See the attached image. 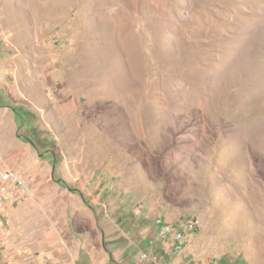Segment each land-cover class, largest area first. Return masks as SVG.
Instances as JSON below:
<instances>
[{
	"label": "rangeland",
	"instance_id": "obj_1",
	"mask_svg": "<svg viewBox=\"0 0 264 264\" xmlns=\"http://www.w3.org/2000/svg\"><path fill=\"white\" fill-rule=\"evenodd\" d=\"M0 86L110 259L142 264L157 217L195 222L194 263L264 256V0H0Z\"/></svg>",
	"mask_w": 264,
	"mask_h": 264
},
{
	"label": "crops",
	"instance_id": "obj_2",
	"mask_svg": "<svg viewBox=\"0 0 264 264\" xmlns=\"http://www.w3.org/2000/svg\"><path fill=\"white\" fill-rule=\"evenodd\" d=\"M2 93L0 86V170L11 169L19 175L27 193L29 191V197H23L22 190L16 187L9 192L15 203L12 206L0 205V238L4 247L1 256L5 259L10 256L22 258L48 251L57 255H70L77 260V264H129L130 257L127 255L115 260L109 258L104 250L103 231L99 229L97 219L84 206L83 200L57 184L47 182L46 168H41L33 160L34 148L19 138L17 115L6 106ZM39 209L43 216L39 214ZM4 220L9 221V228L4 226ZM69 229L71 233L68 238L56 237L55 232L65 235ZM149 231L143 241L147 247L148 239L156 234L154 221ZM155 251L160 256L159 264H197L193 259H188L190 256L194 257L191 245L177 255L168 254L158 243ZM116 256L113 255L112 258ZM175 256L176 259H172ZM223 264H264V256L249 250Z\"/></svg>",
	"mask_w": 264,
	"mask_h": 264
},
{
	"label": "built area",
	"instance_id": "obj_3",
	"mask_svg": "<svg viewBox=\"0 0 264 264\" xmlns=\"http://www.w3.org/2000/svg\"><path fill=\"white\" fill-rule=\"evenodd\" d=\"M19 188L26 193L27 188L19 175L11 169L0 170V205L12 206L15 202L9 196L14 188ZM156 234L148 241V247L139 253V260L148 264H159L160 256L155 251L156 244H160L162 250L170 255H177L183 252L191 241L190 235L195 230V222L180 220L177 223L167 222L162 217L154 219ZM3 249V240L0 238V252Z\"/></svg>",
	"mask_w": 264,
	"mask_h": 264
},
{
	"label": "trees",
	"instance_id": "obj_4",
	"mask_svg": "<svg viewBox=\"0 0 264 264\" xmlns=\"http://www.w3.org/2000/svg\"><path fill=\"white\" fill-rule=\"evenodd\" d=\"M19 138L23 139L24 142H27L26 139L22 138L20 135H19ZM28 143V142H27ZM34 147V146H33ZM35 148V147H34ZM67 187V186H66ZM68 189V188H67Z\"/></svg>",
	"mask_w": 264,
	"mask_h": 264
}]
</instances>
